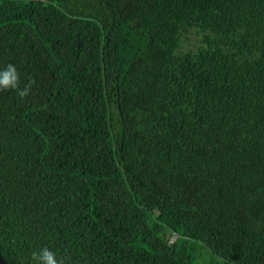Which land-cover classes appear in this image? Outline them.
<instances>
[{"label": "trees", "instance_id": "1", "mask_svg": "<svg viewBox=\"0 0 264 264\" xmlns=\"http://www.w3.org/2000/svg\"><path fill=\"white\" fill-rule=\"evenodd\" d=\"M0 264H264V0H0Z\"/></svg>", "mask_w": 264, "mask_h": 264}, {"label": "clouds", "instance_id": "2", "mask_svg": "<svg viewBox=\"0 0 264 264\" xmlns=\"http://www.w3.org/2000/svg\"><path fill=\"white\" fill-rule=\"evenodd\" d=\"M34 80H29L23 88L20 87L19 73L16 66L8 64L3 70H0V91L13 90L16 92L20 99H24L30 95ZM31 259L36 264H65V260L57 257V253L49 247L44 246L39 251H33Z\"/></svg>", "mask_w": 264, "mask_h": 264}]
</instances>
